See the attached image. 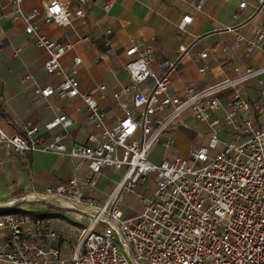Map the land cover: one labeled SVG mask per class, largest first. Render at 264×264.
<instances>
[{"label":"built area","instance_id":"obj_1","mask_svg":"<svg viewBox=\"0 0 264 264\" xmlns=\"http://www.w3.org/2000/svg\"><path fill=\"white\" fill-rule=\"evenodd\" d=\"M117 1L105 0L103 10L109 12ZM254 1L257 10L264 7V0ZM2 2L14 5L13 22L22 21L26 34L46 51L45 72L61 78L57 85H37L34 94L81 98L90 123L99 133H90L85 144L68 146L73 122L66 115L44 125L49 133L59 128L65 132L55 134L49 143L39 136L41 127L30 123L14 135L0 127V148L21 156L54 153L75 162L74 177L67 184L28 192L0 207L5 212L0 216V264H264V129L256 123L264 113V102L251 101L244 92L249 81L264 75V64L236 69L234 77L212 85L189 86L179 96L172 93L171 75L188 54V47L180 46L176 58L162 61L157 72L152 68L157 61L154 44L132 41L125 51L130 85L113 96L122 114L110 127L97 97L106 87L82 90V59L74 57L69 69L62 63L73 45L42 35L37 23L42 16L46 24L64 28L73 27L76 20L86 25L87 0H79L76 10L64 1L51 0L43 15L39 10L25 12V0ZM202 6L203 2L198 9ZM246 6L242 1L239 8ZM234 18L239 19L238 15ZM192 22V16H184L178 30L185 32ZM223 31L235 34L232 51L244 46L245 57L264 55L263 29L256 28L250 37L234 26H225ZM111 35L112 30L105 32L107 47ZM206 58L207 50L200 54L201 61ZM200 73H206L205 66H200ZM260 84L264 82L260 80ZM241 110L248 119L239 116ZM186 113L210 123L208 143L192 149L187 157L156 164L155 150ZM226 130L231 131L232 140L222 142L220 135ZM172 141L170 138L166 147ZM219 144L224 145L223 151L211 157ZM84 167L88 172L81 179ZM104 168L121 172V178L101 199L97 186ZM154 173V188L139 197L141 210L126 217L121 209L125 196L135 193ZM24 204L38 205L43 213L62 211L77 227L76 244L69 256L52 243L61 241L62 236L50 217L7 212Z\"/></svg>","mask_w":264,"mask_h":264},{"label":"crops","instance_id":"obj_2","mask_svg":"<svg viewBox=\"0 0 264 264\" xmlns=\"http://www.w3.org/2000/svg\"><path fill=\"white\" fill-rule=\"evenodd\" d=\"M50 1L25 0L22 9L25 12L39 10L43 15ZM61 1L68 3L72 10L80 7L79 0ZM242 1L247 2L244 9L239 8ZM87 2L86 25L76 20L73 27L64 28L57 24H46L42 16L37 23L42 35L73 45L62 63L69 69L74 57L82 59L83 63L79 67L82 90L106 87L97 97L106 113V124L110 127L116 124L122 114L113 96L124 86L130 85L125 70L128 61L125 51L132 41L154 44L157 61L152 64V68L157 72H160L159 64L162 61L176 58L180 46L188 47V54L171 75L172 93L179 96L189 86L200 88L212 85L234 77L236 69L244 71L264 64V55L260 53L245 57L244 46L236 52L232 51L235 34L223 31L225 26H234L242 35L250 37L256 28L264 30V7L257 10L254 0H118L109 12L103 10L105 0ZM201 2L203 6L198 9ZM13 11V4H0V127L8 135H14L22 133L23 127L30 123L41 127L39 136L49 143L55 134L65 132L59 128L49 133L44 125L56 116L66 115L73 122L67 135V145L85 144L89 134L99 133V130L90 123L81 98H42L34 94L37 85H57L61 78L45 72L44 63L48 58L46 51L26 34L22 21L13 22ZM186 15L192 16L193 22L185 32H181L178 25ZM234 15H238L239 19H235ZM109 29L112 30L111 45L107 47L105 32ZM81 37H86V40L80 41ZM205 50L208 58L201 61L200 54ZM101 56L105 58L101 59ZM200 66L206 67L205 74L200 73ZM260 80L264 82V75L249 81L244 88L251 101L262 99L264 102V85L260 84ZM228 95L225 94L223 99L227 100ZM263 114L256 118L261 129H264L261 125ZM221 117L222 113L218 114V118ZM211 133L210 123L200 122L192 114L186 113L163 137L153 154V161L159 164L164 159L187 157L192 149L205 146L200 142L209 141ZM170 138L173 141L166 147ZM220 138L222 142L231 141V131L221 133ZM74 163L54 153L34 152L21 156L12 150L0 148V207L28 192H42L48 187L67 184L74 177ZM111 171V168L102 170L100 187L97 189L101 199L108 195L103 194L101 182L110 176ZM87 172L84 167L79 178H85ZM120 178L121 175L117 182ZM7 211L24 212L32 217L48 215L53 220L55 230L62 236V240L52 242L53 245L61 248L65 256L72 253L77 227L62 211L56 209L43 213L38 205ZM4 213L0 211V216Z\"/></svg>","mask_w":264,"mask_h":264},{"label":"rangeland","instance_id":"obj_3","mask_svg":"<svg viewBox=\"0 0 264 264\" xmlns=\"http://www.w3.org/2000/svg\"><path fill=\"white\" fill-rule=\"evenodd\" d=\"M239 116L242 119H248V114L242 110L239 111ZM261 119H262L261 125L264 126V114ZM207 143H208V140L207 142L204 140L200 142V144H203V145H206ZM223 149H224V145L219 144L217 149L211 152V157H215L219 152L223 151ZM111 169H112L111 171L112 173L110 174V176L103 178L102 180L103 182H101V187L104 189V192H105L103 194H106V195L109 193L111 187L115 185V183L117 182V180L119 179L121 175V172L115 170L114 168H111ZM156 177H157V173L151 174L147 178V181L145 182V184L140 185L136 189L135 193L127 194L125 196V200L121 204V209L126 217L136 215L141 210L140 203H139V197L140 195H148V193L154 186ZM100 178L98 181L97 189L98 187H100V184H99ZM23 206H26V204H24ZM27 206L35 207V205H27Z\"/></svg>","mask_w":264,"mask_h":264},{"label":"trees","instance_id":"obj_4","mask_svg":"<svg viewBox=\"0 0 264 264\" xmlns=\"http://www.w3.org/2000/svg\"><path fill=\"white\" fill-rule=\"evenodd\" d=\"M8 213H11L12 211H7ZM24 213V212H23ZM25 214V213H24ZM46 216H48V215H46ZM33 217H35V215H33Z\"/></svg>","mask_w":264,"mask_h":264}]
</instances>
